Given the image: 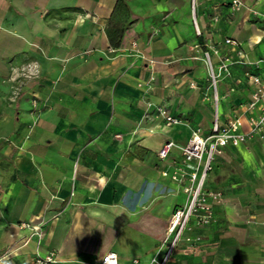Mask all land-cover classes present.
Listing matches in <instances>:
<instances>
[{
  "label": "crops",
  "instance_id": "1",
  "mask_svg": "<svg viewBox=\"0 0 264 264\" xmlns=\"http://www.w3.org/2000/svg\"><path fill=\"white\" fill-rule=\"evenodd\" d=\"M122 1L132 20L113 48ZM242 1L0 0V264L162 260L186 195L162 176L179 150H159L238 115L253 89L245 72L264 77V0ZM240 51L249 64L218 83L217 108L204 53L217 71ZM206 187L224 195L216 221L168 264H264V132L226 147Z\"/></svg>",
  "mask_w": 264,
  "mask_h": 264
},
{
  "label": "built area",
  "instance_id": "2",
  "mask_svg": "<svg viewBox=\"0 0 264 264\" xmlns=\"http://www.w3.org/2000/svg\"><path fill=\"white\" fill-rule=\"evenodd\" d=\"M243 6L242 0H231L233 9L240 10ZM225 43L235 49L241 47V42L238 40L227 39ZM203 60L208 67L210 87L214 90L212 98L218 108V83L224 78L231 77L230 68L234 64L249 63L241 51L238 60L225 58L217 71L209 52L204 53ZM245 80L253 89L248 102L236 108V112L239 111L238 115L225 122L217 120L207 135L200 130L194 132L192 138L183 147L169 140L159 150L161 160H166L174 150H179L180 159L176 161L173 173L164 170L162 176L170 177L172 182L182 185L186 201L183 206L176 208L168 220L164 240L166 254L161 261L157 258L153 259L152 264H168L180 245L195 246L202 241L201 232L216 221L215 207L224 201L222 192L206 187L208 175L213 170L216 158L222 155L226 147H238L247 141L249 135H260L264 132V77L247 70ZM190 86L193 89L197 87L195 83H191ZM207 100L211 98L207 97ZM158 111L168 126L179 123V120L172 117L167 110L160 108ZM248 113L249 117L246 116ZM33 229L36 233L41 230L38 226ZM37 262L55 263L56 256L51 253L46 259L38 258ZM99 264H119V257L114 252L108 253Z\"/></svg>",
  "mask_w": 264,
  "mask_h": 264
},
{
  "label": "trees",
  "instance_id": "3",
  "mask_svg": "<svg viewBox=\"0 0 264 264\" xmlns=\"http://www.w3.org/2000/svg\"><path fill=\"white\" fill-rule=\"evenodd\" d=\"M129 28H130L129 23L124 26H119V25L117 26L112 21L110 22V24L107 27V36L113 48L120 47L122 38Z\"/></svg>",
  "mask_w": 264,
  "mask_h": 264
},
{
  "label": "rangeland",
  "instance_id": "4",
  "mask_svg": "<svg viewBox=\"0 0 264 264\" xmlns=\"http://www.w3.org/2000/svg\"><path fill=\"white\" fill-rule=\"evenodd\" d=\"M112 19H113V23L116 24L117 26L118 25L124 26V25L128 24L129 22H131L132 14L129 10L128 3H126L125 1H122L121 7L119 8L118 12L116 13V15H114V17ZM182 202L184 203L185 200L182 199L181 203ZM24 225H25V227L31 226V224H28V223H26Z\"/></svg>",
  "mask_w": 264,
  "mask_h": 264
}]
</instances>
